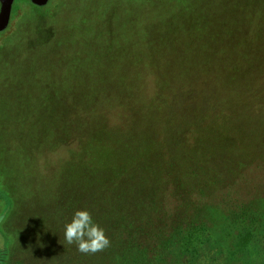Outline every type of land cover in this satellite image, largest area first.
<instances>
[{
	"label": "rangeland",
	"instance_id": "obj_1",
	"mask_svg": "<svg viewBox=\"0 0 264 264\" xmlns=\"http://www.w3.org/2000/svg\"><path fill=\"white\" fill-rule=\"evenodd\" d=\"M204 129L201 142L194 134ZM97 140L104 143L93 150ZM148 146L153 177L181 175L170 164L183 169L198 153L229 181L230 193L215 188L188 201L221 246L210 244L194 264H254L224 216L252 199L264 210V0H14L0 33V264L138 258L120 245L82 254L66 244L63 225L87 208L113 244L110 223L97 217L114 200L108 194L136 175L110 181L111 161L123 164ZM96 168L109 189L94 194L104 200L94 205L87 195ZM156 184L144 222L166 231L170 214L185 210L164 179ZM152 258L137 264H169Z\"/></svg>",
	"mask_w": 264,
	"mask_h": 264
},
{
	"label": "trees",
	"instance_id": "obj_2",
	"mask_svg": "<svg viewBox=\"0 0 264 264\" xmlns=\"http://www.w3.org/2000/svg\"><path fill=\"white\" fill-rule=\"evenodd\" d=\"M245 39L248 40L247 38ZM251 39H253V37H251ZM250 55H252V53ZM255 57L256 56H253V58ZM211 73L218 75L219 71H212ZM231 81L233 83L236 82L235 79H231ZM202 83L205 82L203 81ZM162 84L165 87L168 86V83ZM174 85L176 86L174 87L175 89H184L188 86L187 84H178V82L174 83ZM236 88H242V84L238 85ZM185 92H187V94H192L191 90H185ZM202 93H205L206 95L207 92L202 90L197 94L202 95ZM204 132L207 131L204 129L203 132H201L202 134L195 132L194 137L202 142V139L209 136H206ZM102 143H104L103 140H97L93 143L89 142V144H93V150L99 149ZM168 148L169 151H172L170 147ZM90 149L91 148H89V150ZM145 149H147L146 152H141L138 155L133 154L127 156L124 160L125 162H123L124 165L117 159L116 161L115 159L111 161V163L115 165L114 170L116 173L114 172L113 175H117L110 181L117 179V183L124 177L131 176L132 174L136 175V178L132 183L129 181L127 184H122L126 186L118 187V191L115 189L116 191L110 192L108 195L114 198V200L106 202L110 208L100 210L102 211V215L97 217L104 220L106 223H110L107 228V232L110 236H112V238L114 237L113 239L116 243L113 242L109 248H113V251L116 248L115 245H120L138 252V258H135L134 260L131 259L132 261L125 260V263L123 264H137V262H139V258L149 257L150 259L152 258V255H155L153 258H156L154 261L157 262L164 261V259L168 257L167 261L169 264H180L182 260H185V264H194V259H198L197 257L199 256V253L202 254L200 256L207 255V252L210 251L208 248L210 244H214V246L217 247L221 246L217 245L218 241H216V239L212 236V230L208 227L205 218L203 220L197 215L190 216L188 213L190 210L187 211L188 208L190 209L188 201H190L192 197L196 196H200L201 198L210 196L212 193H210L209 190L211 189L212 191L216 189H227V192L230 193L231 190L228 187L230 184L225 183L229 181L225 180L224 171L222 172L221 168L213 169L208 167V161L204 160L206 159V156L199 155L198 153L192 154L191 157H189V165L186 167L184 163L183 169H178L175 164H170L169 168H177L178 172L181 170V175L174 176L172 175V172L176 170H167L165 177L160 175L158 176L157 171L156 177H153L154 173L150 171L151 167L148 163L151 155L150 146ZM192 149H195L196 151L197 147ZM200 149L205 150L204 147H201ZM227 149L228 147L224 146L220 150H223L222 152H224ZM216 150L217 148L215 151ZM215 151L212 152L211 150L208 157L212 159L215 158ZM106 157L109 159L110 155ZM95 159L98 161L96 162V167H98V164L99 166L103 165L99 162L100 159H97V157H95ZM131 160L132 162H130ZM122 165L127 168H123ZM100 169L96 168L93 170L92 175H94L93 178L95 180H92L91 184L89 183L90 191L87 197L90 199L91 196V200H93L94 205H97L96 201L101 200L104 202L103 199L97 195L95 196L94 194H98L101 191L104 192L109 189L107 183L103 184V186L100 185L103 183L100 181V178H103V176L100 175ZM158 178L160 181L164 179V183H167L169 191H171L174 195L180 196L181 201L179 207L181 206L183 210H185L184 214L177 212V214H170L171 224L165 227L166 231L164 228H160L156 224L155 221L157 220L145 223V219L151 220L150 214L152 213L142 211V207L145 203L149 202L150 205H153V207L156 205L154 189L156 188V185H158L156 184V180H158ZM128 202H132L134 209L136 210L138 208V210L134 212L133 209H128ZM255 203L256 201L252 199L249 201L247 206L242 203L232 205L230 210L225 214L226 217L224 216V220L237 225L236 232H234L235 234L233 233V237L238 238L237 249L248 253V255L251 256L249 259L252 260L254 264H263L264 210L257 208ZM207 209L213 208L207 207ZM140 212L144 214H141ZM154 223L155 226L150 227V225ZM149 243L151 244L148 245ZM184 254L186 255L185 259L183 258ZM195 254L198 256H195Z\"/></svg>",
	"mask_w": 264,
	"mask_h": 264
},
{
	"label": "clouds",
	"instance_id": "obj_3",
	"mask_svg": "<svg viewBox=\"0 0 264 264\" xmlns=\"http://www.w3.org/2000/svg\"><path fill=\"white\" fill-rule=\"evenodd\" d=\"M63 236L67 245H75L82 254H96L111 246L106 230L87 208L72 213L71 219L63 225Z\"/></svg>",
	"mask_w": 264,
	"mask_h": 264
},
{
	"label": "water",
	"instance_id": "obj_4",
	"mask_svg": "<svg viewBox=\"0 0 264 264\" xmlns=\"http://www.w3.org/2000/svg\"><path fill=\"white\" fill-rule=\"evenodd\" d=\"M14 0H0V33L6 30L10 21L11 8ZM37 7H43L48 0H27Z\"/></svg>",
	"mask_w": 264,
	"mask_h": 264
}]
</instances>
